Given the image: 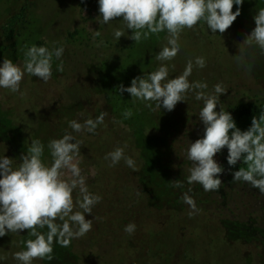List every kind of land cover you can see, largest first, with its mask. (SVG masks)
<instances>
[{
    "label": "rangeland",
    "instance_id": "374dc122",
    "mask_svg": "<svg viewBox=\"0 0 264 264\" xmlns=\"http://www.w3.org/2000/svg\"><path fill=\"white\" fill-rule=\"evenodd\" d=\"M78 1L36 0L27 30L50 49L62 45L63 55L59 60L53 58L52 76L47 82L25 73L19 92L0 88V131L5 130L0 139V157L12 158L13 167L20 164V156L26 154L33 139L45 145L43 159L50 163L48 142L61 138L66 131L72 132L69 121L83 123L103 111L108 113L94 134L86 130L73 133L77 140L83 141L79 167L86 177L88 190L102 197L92 213L85 214L86 219H93L91 231L73 239L66 248L54 244L53 260L35 259L32 264H64V261L65 264H264V194L259 189L243 181L233 182L232 177L222 172L219 178L223 185L218 191H212L214 202L206 209L199 207V212L189 217L190 206L170 215L168 204L155 202L159 188H154L152 173L147 182L137 184L141 161L148 164L155 149L163 147V140L157 136L161 133L153 130L145 116L141 118L142 123L136 120L140 126L126 125L113 118L94 79L102 88L120 79H127L130 86L133 78L155 71L161 63L156 55L166 45L167 33L153 34L135 43L130 39L132 30L126 28L122 18L102 23L98 0H90L87 6L100 22V33L111 42L110 47L97 50L87 44L65 46L60 43L64 31L80 22L85 12L79 10ZM2 7L3 0H0V11ZM237 7L241 9L240 15L222 34L211 33L204 21L193 29L183 30L180 52L166 62L170 78L181 74L189 59L194 61L197 56H203L206 66L194 67L189 80L206 82L208 92L217 83L231 91L240 88L254 91L264 83V53L259 48L246 49L244 63L235 59L246 34L255 28L254 16L264 8V0H244L242 5L234 4V12ZM116 29L124 31L119 40L114 36ZM99 51V57L92 58L91 54L95 57ZM19 53L20 58L13 62L23 67L24 52ZM61 60L64 70L59 72L57 65ZM126 96L133 103L134 111L137 107L144 109L161 129L163 118L170 117L174 110L168 111L163 106L159 109L155 102H151L149 109L146 102L134 101L128 92ZM190 96L194 94L189 92L187 97ZM196 131V139L202 138L204 125L197 126ZM118 146L124 147L125 155L135 161L137 170L128 167L124 160L109 166L110 160L105 155ZM214 159L217 161L216 156ZM188 189L185 187L181 192ZM196 192L194 188L190 195L195 197ZM77 195L75 190L74 201ZM163 208L165 212L161 211ZM76 210L81 209L76 207ZM224 218L232 225L227 232L221 222ZM130 222L136 225L131 235L124 231ZM239 226L241 235L236 230ZM8 234L14 239L10 244H0V264H19L13 254L24 250L23 242L30 238L28 230Z\"/></svg>",
    "mask_w": 264,
    "mask_h": 264
},
{
    "label": "clouds",
    "instance_id": "9594fccd",
    "mask_svg": "<svg viewBox=\"0 0 264 264\" xmlns=\"http://www.w3.org/2000/svg\"><path fill=\"white\" fill-rule=\"evenodd\" d=\"M244 0H98L102 23L108 24L122 18L127 29L132 30L130 39L135 43L149 39L153 34L167 33V43L156 55L160 66L152 72L132 79L131 85L117 86L119 94L128 92L135 100L146 102L152 108L172 111L178 102L186 101L189 92L198 101H203L199 119L204 124V134L195 142H191L187 150V159L192 166L189 169L187 183L199 184L205 192L218 191L223 185L219 178L224 171L215 159V155L225 147L228 149L227 162L234 166L243 161L247 167H240L233 173V182H246L264 194V112L257 118L253 116L251 126L241 131L230 112L225 111L220 103V95L227 91L217 83L212 92L206 91L208 84L202 81H190L194 67L204 68L206 60L197 56L189 59L179 75L170 78V68L166 62L172 61L180 52V36L185 28L193 29L204 21L211 33H224L240 15V7L233 11V6L242 5ZM255 28L248 34L239 47V55H235L238 63H244L248 48L257 47L264 53V8H260L254 16ZM99 31L93 33V39L100 36ZM114 36L119 40L124 31L116 29ZM23 67L11 59L4 58L0 65V88L13 93L20 91V84L25 73L47 82L52 76V63L55 57L59 60L64 47L25 46ZM172 69L175 65L171 66ZM63 61L57 65L62 72ZM23 95V93H21ZM217 104L220 110L217 111ZM107 111H103L95 119L88 118L83 123L69 121V128L61 138L52 139L47 148L51 162L43 159L45 145L39 139H33L26 154L20 156V164L13 167L10 157H0V237L8 232L18 233L28 230L30 237L23 243L24 250L15 252L14 259L19 264H32L35 259H54L53 246L59 244L68 247L73 239L85 236L91 231L93 219H86V213L102 197L91 193L82 174L80 164V148L83 141L77 140L73 133L87 131L95 133L98 125L104 124ZM124 119L133 113L126 109L122 113ZM115 122V121H114ZM231 130V131H230ZM75 141V142H73ZM126 147V146H125ZM110 160L109 166H115L121 160L137 170L135 161L125 155L124 147H116L105 155ZM94 175V173H93ZM174 188H182L184 183L173 180ZM78 190L74 201L73 192ZM189 188L182 196L185 204L190 206L189 217L199 212L196 202L189 193ZM78 207L81 210L74 211ZM47 229L46 232L41 230ZM136 225L130 222L124 231L134 233Z\"/></svg>",
    "mask_w": 264,
    "mask_h": 264
},
{
    "label": "trees",
    "instance_id": "16d2710c",
    "mask_svg": "<svg viewBox=\"0 0 264 264\" xmlns=\"http://www.w3.org/2000/svg\"><path fill=\"white\" fill-rule=\"evenodd\" d=\"M35 2L36 0H3V7L0 11V62H3L4 58L11 59L12 61L20 58L21 54L19 52H25L27 50L25 46L31 47L33 44L37 46H46L43 41L32 37V31L27 30L31 24V12ZM89 2L90 0L78 1L79 10L82 11L84 9L85 12L81 14L80 22L64 31L60 43L65 46L75 47L87 44L97 50L108 49L106 47H110L111 42L105 39L102 34L93 39V33L95 31L100 32L101 24L93 14L92 8L87 6ZM99 53L100 51L95 57L91 54L92 58L97 59ZM92 68L94 69V67ZM90 74L95 76L93 72ZM94 80L95 86L100 90L99 93L107 102L110 114L113 118H116L119 122L126 125L138 124L137 126H140L138 121L141 122V118L145 116V119L154 127L153 130L157 133H161L157 136L159 139L161 138L163 140V147L161 150L160 148L155 149L153 152L154 155L152 154V159L149 158L147 161L148 164L146 161H141V174L138 175L137 184L140 185L142 182H147L149 180L148 176H152L153 174L155 183L154 188H159L158 193L154 196L155 202L168 204L169 207H167V210L170 215L182 210L181 208L183 207L189 206L187 204L185 205L182 200L185 191L181 192V189L185 187L192 188V190H194V188L197 189L198 192H196V196L193 197L197 208H208L209 205L214 202L213 197H215V194H213L212 191L205 192L199 184L189 185L187 183V176L190 174L189 169L192 166L191 162L187 159V150L191 142H195L198 136L196 127L203 124L199 119V112L203 107V101H198L195 97L190 96L187 97L186 101L178 102L173 113L169 114L170 117L163 118L164 125L161 129L160 124L156 121L153 122L146 115L144 109L141 110V108L137 107L136 111H134L133 103L126 96V91L119 94L117 86L123 84L125 87H128L129 83L127 79L112 80L108 83L106 88H102L96 78ZM229 89L230 88L220 95V103L225 111L231 113L237 127L241 131H245L249 128L247 123L252 121L253 116L258 118L260 114L264 112V83L254 91L244 88L233 91ZM126 109H131L133 113L128 119H124L122 115ZM216 110H220V104H217ZM4 131L5 130L0 131V139H2ZM159 139L157 141H159ZM227 155L228 149L225 147L215 156L217 157V162L222 165L224 169L223 173L233 178V173L236 170H239L240 167L246 168L247 165L243 164L241 160L238 161L236 165L230 166L227 162ZM173 180L182 181L184 186L182 188L172 187ZM163 209L161 211L165 212V208ZM221 222L226 232V229H231L230 226L232 225L228 223L229 219L224 218ZM241 225L242 224H240V226ZM240 226L238 228L236 227L239 234L242 233L240 232ZM13 239L14 236L9 237L7 233L3 237H0V244H10ZM70 258L73 257L70 256Z\"/></svg>",
    "mask_w": 264,
    "mask_h": 264
}]
</instances>
